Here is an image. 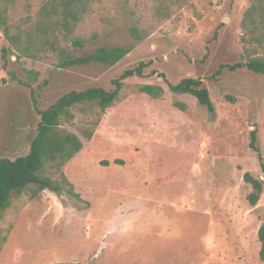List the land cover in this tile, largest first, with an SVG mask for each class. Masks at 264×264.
<instances>
[{
    "label": "rangeland",
    "instance_id": "rangeland-1",
    "mask_svg": "<svg viewBox=\"0 0 264 264\" xmlns=\"http://www.w3.org/2000/svg\"><path fill=\"white\" fill-rule=\"evenodd\" d=\"M251 0H194L168 21L152 16L151 0H103L78 25L86 51L123 47L129 55L112 68L59 69L55 61L12 57L3 69L0 28V159L29 153L40 109L91 87L112 90L113 80L144 62L145 77L124 81L120 99L99 120L92 139L79 131L81 118L65 124L82 150L63 172L81 198L49 190L14 199L0 220L8 236L0 264H264L258 230L264 223V189L250 205V173L264 184L257 147L264 156V76L224 70L241 60L242 20ZM40 0H18L14 20L35 15ZM136 28L140 37L131 36ZM217 33V38H215ZM152 71L172 83L202 79L215 114L191 95L172 93ZM32 87L17 82L12 73ZM144 84L165 87L153 99ZM230 96L233 101L228 99ZM182 106L179 107V106ZM9 228L11 231L8 232Z\"/></svg>",
    "mask_w": 264,
    "mask_h": 264
},
{
    "label": "trees",
    "instance_id": "trees-1",
    "mask_svg": "<svg viewBox=\"0 0 264 264\" xmlns=\"http://www.w3.org/2000/svg\"><path fill=\"white\" fill-rule=\"evenodd\" d=\"M193 1L151 0L152 16L158 22L168 21L177 10L189 6ZM17 2L18 0H0V28L3 29L4 37L9 43V47L1 48L5 70L12 57L17 58L16 62L22 58L55 61L59 69L112 68L130 53L129 49L123 47H99L87 52L84 40L75 37L78 25L85 22L93 13L94 6L101 4L103 0H40V8L35 15L14 20L12 13ZM241 27L243 43L251 48H245L239 62L220 65L212 78L221 75L224 70L236 72L242 69L264 76V0H251ZM129 33L131 36L140 37V32L134 27ZM147 67V63L141 62L126 69L119 78L113 80L112 90L91 87L71 91L47 109H40L35 100V111L40 121L29 153L15 160L0 159V220L14 199L29 193L33 199L44 190L58 196L74 197L80 209L90 207V203L81 198L63 172L65 165L83 148L79 136L66 129L65 124L73 123L76 119L75 111L87 115L81 118L82 125L79 131L85 139H92L99 125V120L95 116L103 115L120 99L125 80L145 77ZM11 75L21 85L32 87V82L36 81L38 74L28 72L26 82L17 78L14 73ZM150 75L162 78L172 93L191 95L208 113L215 114L210 93L203 87L202 79L187 78L179 83H172L164 74L152 71ZM139 91L153 99H161L164 97L165 87L159 84H144L140 86ZM227 98L233 101L230 96ZM93 111L96 113L91 118L89 113ZM256 142L257 132L252 131L250 147L257 153L264 175V156ZM244 180L252 188L248 201L250 205L256 206L263 194L264 184L250 173L244 175ZM7 237H0V253ZM258 240L261 245L259 257L264 262V223L258 230Z\"/></svg>",
    "mask_w": 264,
    "mask_h": 264
}]
</instances>
